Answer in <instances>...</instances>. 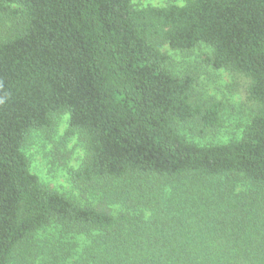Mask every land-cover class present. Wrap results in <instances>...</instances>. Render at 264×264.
<instances>
[{
  "label": "trees",
  "instance_id": "1",
  "mask_svg": "<svg viewBox=\"0 0 264 264\" xmlns=\"http://www.w3.org/2000/svg\"><path fill=\"white\" fill-rule=\"evenodd\" d=\"M199 44L214 69L251 81L258 110L238 141L198 145L180 132L216 127L220 108L191 101L193 79L173 75L161 48ZM64 114L86 145L73 182L131 180L119 214L30 172L27 135ZM224 178L249 190L205 185ZM51 226L104 234L110 250L130 243L131 264H264V0H0V264Z\"/></svg>",
  "mask_w": 264,
  "mask_h": 264
},
{
  "label": "rangeland",
  "instance_id": "2",
  "mask_svg": "<svg viewBox=\"0 0 264 264\" xmlns=\"http://www.w3.org/2000/svg\"><path fill=\"white\" fill-rule=\"evenodd\" d=\"M131 2L138 8L184 4V0ZM161 52L167 55V69L173 75L193 79L191 101L202 107L218 103L220 108L216 127L202 129L198 123L189 122L180 127V132L198 145L240 140L258 110V105L248 98L250 79L242 74L214 69L208 62L211 49L203 44L182 52L164 45ZM68 118L67 114L59 115L50 130H33L27 135L22 152L27 158L30 172L45 189L59 193L78 205L95 206L98 202H104L114 214H119L131 205V180L114 184L99 182L94 187L73 182V172L83 165L86 157V145L82 134L67 135ZM219 183H225L227 188L238 194L249 190L233 178L209 181L205 185L212 191ZM99 235L100 238H96L97 233H71L51 226L38 232L29 246V252L18 255L13 264H131L130 243L110 250L106 246L110 238ZM98 252L102 257H96L95 262L94 254L98 256Z\"/></svg>",
  "mask_w": 264,
  "mask_h": 264
}]
</instances>
